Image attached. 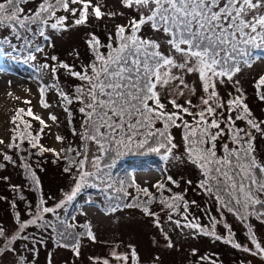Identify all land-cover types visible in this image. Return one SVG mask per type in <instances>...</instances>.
<instances>
[{
  "label": "snow or ice",
  "instance_id": "obj_1",
  "mask_svg": "<svg viewBox=\"0 0 264 264\" xmlns=\"http://www.w3.org/2000/svg\"><path fill=\"white\" fill-rule=\"evenodd\" d=\"M27 3L29 0H0V28L9 29L16 39L24 41L28 55L23 62H34L37 56L33 53L45 52V44L36 42L37 37L48 42L47 46H54L50 43V33L87 25L92 17L101 20L105 16L125 14L102 11L99 0H40L34 10H26L23 6ZM120 5L132 13L127 23L117 24L114 32H108L106 42L95 32H89L85 44L90 60L80 70L47 54L45 60L52 63L33 65L40 81L38 93L43 108L50 107L46 94L53 89L69 123L73 114L70 106L79 105V128L73 127L71 132L80 144L69 141L62 150L44 146L41 138L49 126L47 121L31 107L15 110L7 148L19 155L29 190L40 195L33 203L23 195L21 186L11 185L25 202L28 218L22 219L17 212L12 233L0 225V261L11 258V264H34L37 245L44 241L28 234L27 229L32 226L51 230L56 234L58 247L71 248L73 255L79 257L80 238L96 242L91 222L79 225L83 232L77 233V225L62 218L58 210L74 206L89 188L103 196L105 214L122 208L138 209L145 217L152 218L168 249L175 245L163 228L159 213L153 211L154 204L160 206L176 229L193 230L194 236H208L264 259V239L257 232V225L264 226V158L258 157L256 147L257 139H264V118L255 116L246 102L240 80L234 79L243 68L264 61V0H120ZM145 26L156 38L141 35ZM5 55L0 50V59ZM3 70L0 65V72ZM45 70L53 81L51 84L40 75ZM60 70L81 82L72 94L60 86L57 76ZM190 75L198 78L202 93L199 103L194 104L191 98L178 103L177 97L185 96V91L191 95L197 93V88L186 81ZM228 84L233 90L225 98L218 88ZM254 87L257 99L264 102L261 90L264 74L258 76ZM23 103L31 105V100L25 99ZM48 120L55 123L57 116L49 114ZM33 121L39 123V130L33 129ZM174 129L180 130V143L176 142ZM64 140L63 136H56L57 142L63 144ZM4 144L0 139V145ZM44 153L53 154V164L64 162L62 171L71 181L69 190L51 206L42 193L35 170L36 167L44 170L43 161L37 160L35 167L29 163L33 155ZM132 153L156 154L165 165L160 169L163 179L147 186L126 179L128 174L119 172L118 162ZM3 158L16 165V160L7 153ZM170 161L195 168L198 180L194 190L215 204L219 218L209 208H201L209 221L204 225L199 222L200 217L190 213L192 206L199 208V205L195 200L185 199L187 189L173 191L180 187V181L167 174L166 165ZM3 166L0 164V168ZM184 183L193 185L191 179ZM129 189H134V194ZM9 203L11 208L17 207L15 199ZM49 214L55 217V223L46 219ZM226 214H231L241 225L250 246L237 241ZM174 216L178 218L173 219ZM222 221L225 234L219 235L216 227ZM18 241L35 243L21 248ZM127 247V252L113 248L111 261L89 259L92 264H112V261L140 264L136 247ZM159 260V256L154 257L152 264H158ZM200 260L218 264L211 256H201Z\"/></svg>",
  "mask_w": 264,
  "mask_h": 264
},
{
  "label": "rangeland",
  "instance_id": "obj_2",
  "mask_svg": "<svg viewBox=\"0 0 264 264\" xmlns=\"http://www.w3.org/2000/svg\"><path fill=\"white\" fill-rule=\"evenodd\" d=\"M102 5V11L105 12H120L123 11V16L117 15L109 18L105 16L101 20H96L92 17L87 25L70 26L67 31L51 34L50 43L54 46H47L48 42H43L37 37L38 43L45 44L44 53H33L37 56L36 61L23 62L28 55V51L24 48V41L16 39L14 36L9 35L13 44H3V48L0 49L6 53V55L0 59V65L3 66V71L0 72V139L5 141L4 145H0L1 150L9 151V155L16 160V166L20 169L17 172L15 166L0 156V164L4 165L0 168V180L8 181L9 186L19 185L23 187V194L29 201L33 198L36 201L40 195H36V192L30 191L27 187V181L25 180L23 168L20 166L19 155L15 150H9L5 147L6 143L11 138V118L13 117L15 110L20 107H31L33 111L43 117L48 127L44 129V134L41 138V143L50 148H56L62 150L67 146L69 141H72L74 145H79V138L72 135L71 129L73 127L79 128L81 116L77 111L79 105L73 104L70 106L72 111L71 123H69V117L63 108L57 104L58 97L55 90H50L46 94V101L50 107L45 109L40 104V95L38 93L39 80L36 79V75L33 70V65H40L42 63L51 61L45 60V54L48 56L55 55L60 61L65 60L71 65L87 64L90 60V53L88 51L85 40L88 38L89 32H95L102 41L107 40V33L111 32L117 24L127 23V18L132 14L129 10L123 9L120 5V0H99ZM36 1L29 2L23 7L25 9H35ZM71 22L69 21V24ZM9 32V29L0 28V37L5 38L3 33ZM143 36L156 38V34L152 33L151 29L145 26L142 31ZM3 37H2V36ZM23 52V55L21 53ZM77 53L79 54L77 56ZM19 57V60L16 59ZM260 74H264V61L254 62L251 68H243L242 72L237 74L234 79L240 80V86L243 87L246 95V102L255 114L257 118H264V102L257 99L256 90L254 84ZM43 79L51 84L53 81L49 79L47 71L40 73ZM58 76V74H57ZM60 86L69 94H72L76 85L81 82L65 74L64 77H59ZM9 81L11 84L9 85ZM186 81L190 86L197 88V93L191 95L185 91V96L177 97L178 103H183L185 98H191L194 104L199 103V95H201L200 85L198 78L194 75L186 77ZM30 89L31 91H28ZM232 86L221 85L218 91L225 98L227 93L232 91ZM11 93V95L9 94ZM25 99L31 100V105H25L23 101ZM54 114L57 116V121L53 123L48 120V115ZM241 123V122H238ZM39 123L33 121V129L39 130ZM176 135V142L180 143V130H173ZM60 135L65 138L64 143L61 144L56 141V136ZM78 138V139H77ZM5 147V148H3ZM27 147V144L24 145ZM257 155L264 158V139L258 138L256 141ZM177 150V154L179 151ZM36 152V149H32ZM50 153H44L42 156L33 155L29 159V163L35 167L37 160H42L43 171H40L39 167H36L37 175L41 180L45 192H42L45 199L48 201V206L57 203L63 196V193L69 190L71 183L67 174L63 173L61 166L62 162H58L57 165L51 164V160L47 158ZM22 155H26L22 153ZM148 156L151 159H147ZM142 157V158H141ZM153 154H139L132 153L122 158L118 165H125V172H127L126 179H135L136 183L147 186L157 179H163L161 175L160 162L158 165H153ZM165 167V166H164ZM167 174L172 175L175 179L180 181L179 188H173L175 192H182L187 189L185 199L197 201L199 208L192 206L190 213L197 217H200V223L208 225V218L201 212V208L207 207L211 210V214L219 218V213L216 211L215 204L209 202L205 196L199 191L194 190V185L198 180V173L191 165H180L178 162L170 161L166 165ZM124 172V173H125ZM7 177V179H4ZM191 179L193 185L189 186L184 183L185 180ZM4 187L3 183H0V187ZM12 189V188H11ZM133 192L134 189H129ZM9 193V191H6ZM6 198V196H4ZM54 197L55 199H48ZM13 199L16 200L17 207L15 209L10 207L6 212L0 211V225L5 227L9 233L14 231L15 215L17 212L21 214L22 219H27L26 211L21 206V201L18 199L16 193L11 192L9 202ZM92 201L93 203H90ZM1 204V202H0ZM96 199H91L86 194L82 193L81 196L75 201L74 209H64L65 213L70 216V222H74L77 225L76 232H83L82 227L86 221L91 222L92 230L96 236V242H92L87 237H82L79 240L80 244V256L73 255L71 248L58 247L56 244V234L51 230L45 231L44 229H37L34 226L27 229V232L31 236H35L37 240H43L44 243L37 245L38 254L35 257L34 264H92L90 257H96L100 259L108 258L111 261L110 252L115 248L119 252H127L128 245H134L140 257V264H152L154 257L159 256L160 260L158 264H207L206 261H201V256H211L213 259L218 260V264H264V259L259 256H252L248 253L241 252L232 248L230 245L224 244L222 241L213 240L208 236H194L193 230L190 229H176L174 225L167 221V217L164 212H158L161 218L162 226L168 235L174 242V247L168 249L164 246L163 235L159 229H157L152 218L145 217L138 209H126L122 208L114 213L105 215L102 208L98 206ZM61 210V209H60ZM58 210V212L60 211ZM160 206L158 204L153 205V211H159ZM72 212V213H70ZM62 217V215L60 214ZM75 217L72 219L71 217ZM178 217L174 216L173 219ZM46 219L56 222L55 217L49 214ZM227 223L231 224L233 231L236 234V239L245 246H250L247 241L241 225L235 220L231 214H226ZM216 232L219 235L225 234L223 228V221L216 227ZM257 232L261 239H264V226L257 225ZM158 242V243H156ZM18 246L23 247L25 244L31 246L35 241H18ZM193 249L196 250V255H193ZM29 259L31 260V255ZM0 264H11V258L0 261ZM115 264V261H112Z\"/></svg>",
  "mask_w": 264,
  "mask_h": 264
},
{
  "label": "trees",
  "instance_id": "obj_3",
  "mask_svg": "<svg viewBox=\"0 0 264 264\" xmlns=\"http://www.w3.org/2000/svg\"><path fill=\"white\" fill-rule=\"evenodd\" d=\"M33 1H36V4H35V8L38 6V4L40 3V0H29V2H33ZM33 10H34V8H32ZM26 10H29V9H26ZM1 34V33H0ZM4 34V37L5 38H1L0 37V45H3V44H5V43H7V44H13V41H12V39H10L8 36L9 35H11V36H13V34L11 33V31L9 30V32H7V33H3ZM2 36V35H1ZM3 37V36H2ZM62 61H64V62H66V63H68L67 61H65V60H62ZM69 64V63H68ZM71 65V64H70ZM74 67H75V69L76 70H80V68H81V66H82V64L81 63H79L78 65H73ZM58 76L59 77H64L65 76V72L63 71V70H60L58 73ZM256 90V89H255ZM262 91H264V89H261ZM256 93H257V90H256ZM257 95V94H256ZM260 101V100H259ZM163 102H165L166 103V100L165 101H163ZM169 107H170V105H169ZM241 124V126H244L243 125V123L241 122L240 123ZM179 130V129H178ZM78 139V138H77ZM9 142H10V140H9ZM8 142V143H9ZM80 142V141H79ZM8 143H6V145H5V147H7V145H8ZM5 147H3V148H5ZM1 152L2 153H0V156L3 158V156H4V154L5 153H7V155H9V151H6V150H1ZM26 155H27V153H25ZM153 156H155L154 158H153V165H158L159 166V164L158 163H155L154 161H156V162H160L161 163V161L159 160V158H158V156L156 155V154H153ZM47 158H49L50 160H51V164H53L52 163V160L53 159H55V157L53 156V154L52 153H50L48 156H46ZM142 158V157H141ZM147 159H151V157L150 156H148V158ZM59 162H62V164L64 163L63 161H59ZM54 165H57V163L56 164H54ZM15 166V169L17 170V172H20V169L16 166V165H14ZM165 166V165H164ZM62 167L63 166H61V169H62ZM160 167V166H159ZM118 169H119V172L121 173V174H123L124 172H125V165H118ZM24 172L22 171V174H23ZM0 183H3V185H4V187H0V197H4V196H6V198L7 199H0V202H1V204H0V211L3 213V212H6L7 210H9V199H10V196H11V192H14L11 188H10V186H9V183H8V181L6 182V181H2V180H0ZM69 184H71V183H69ZM23 187H25V186H22L21 188H22V190H23ZM41 190H42V192H45V189H44V187H43V185L41 184ZM6 191H9V193L8 192H6ZM24 192V191H23ZM34 192V191H33ZM15 193V192H14ZM84 194H86L88 197H90L91 199H93V198H95L96 199V202H98V206L100 207V208H102V210H103V208H104V198H103V196H100V195H98V193H97V191L95 190V189H92V188H89V189H86L84 192H83ZM25 197H26V195L25 194H23ZM36 195H39V193L38 192H36ZM18 199H19V197H18ZM27 199V198H26ZM20 200V199H19ZM28 200V199H27ZM21 201V206L24 208V210L26 209V205H25V202L24 201H22V200H20ZM32 202L33 203H35L36 201L34 200V198H33V200H32ZM75 208V202H74V206H72V207H68V208H66L67 210H69V209H74ZM120 210V209H119ZM161 210H159V212H160ZM103 212H104V210H103ZM70 213H72V212H70ZM105 213V212H104ZM59 214H61L62 215V218H66V219H68V222H70L71 220H70V216H68L66 213H65V211H64V209H61L60 211H59ZM109 214H111V213H109ZM109 214H105V215H109ZM70 223H74V222H70ZM82 230H83V228H82ZM76 231V230H75Z\"/></svg>",
  "mask_w": 264,
  "mask_h": 264
}]
</instances>
